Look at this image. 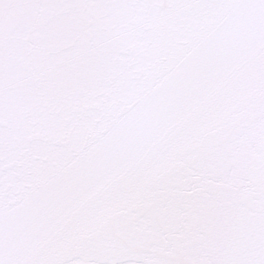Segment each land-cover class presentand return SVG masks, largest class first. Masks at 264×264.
<instances>
[{
	"label": "snow or ice",
	"instance_id": "snow-or-ice-1",
	"mask_svg": "<svg viewBox=\"0 0 264 264\" xmlns=\"http://www.w3.org/2000/svg\"><path fill=\"white\" fill-rule=\"evenodd\" d=\"M0 264H264V0H0Z\"/></svg>",
	"mask_w": 264,
	"mask_h": 264
}]
</instances>
